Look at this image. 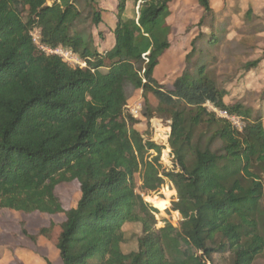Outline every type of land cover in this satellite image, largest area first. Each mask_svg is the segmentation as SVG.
Instances as JSON below:
<instances>
[{"label": "trees", "instance_id": "16d2710c", "mask_svg": "<svg viewBox=\"0 0 264 264\" xmlns=\"http://www.w3.org/2000/svg\"><path fill=\"white\" fill-rule=\"evenodd\" d=\"M128 1L116 0L114 43L100 52L77 27L81 4L95 27L103 22L97 0H0V209L63 212L55 243L62 264H264V93L256 106L225 103L212 70L225 32L223 24L215 29L211 0H197V25L210 28L205 47L199 30L183 71L164 90L153 73L170 46L173 0H131L136 11L126 17ZM34 27L45 44L70 47L85 66L36 52ZM262 58L264 51L244 71ZM137 89L146 121H169L175 169L163 168L161 148L134 128L139 121L125 105ZM207 102L238 116L242 128ZM136 173L144 191L173 184L178 226H156L157 209L136 192ZM73 180L79 198L64 210L55 188ZM126 223L141 226L128 251Z\"/></svg>", "mask_w": 264, "mask_h": 264}, {"label": "rangeland", "instance_id": "374dc122", "mask_svg": "<svg viewBox=\"0 0 264 264\" xmlns=\"http://www.w3.org/2000/svg\"><path fill=\"white\" fill-rule=\"evenodd\" d=\"M129 1L126 17H132L136 11L133 2ZM211 6L217 12L215 29L221 28L223 24L225 32L223 45L213 54L216 60L212 67L215 78L226 89L224 101L228 105L239 101L244 106H256L260 103V95L264 93V58L260 59L256 68L248 71H244L243 64L261 58L264 51V0H211ZM79 8L82 15L77 24L78 29L83 33L92 34L94 46L98 51L110 49L113 46V32L109 29L115 27L112 20L104 18L105 20L95 27L90 20L89 7L81 4ZM248 8L252 10V18L249 20L245 18ZM169 9L170 14L166 21L170 26V46L162 54L153 73L154 78L166 91L172 89L173 81L184 69V57L190 50L191 38L196 36L199 30L203 31L205 47V40L208 39L210 31L209 27L197 25L202 13L197 0H173ZM205 22L210 23L209 19ZM208 24L207 26L210 25ZM147 98L152 107L157 105V100L152 95L148 94ZM127 104L126 110L134 113L139 121L134 128L144 140H151L161 148V166L166 170L175 169L166 137L169 121L156 116L146 121L141 115L143 98L140 89L134 92ZM149 153L154 152L150 150ZM135 182L136 192L157 209L156 226H162V220L178 226L180 215L172 208L173 201L177 199L173 184L165 180L157 191L149 192L141 188L138 173L135 175ZM55 193L62 208L67 210L74 207L79 198V185L75 180L62 182L56 186ZM162 201L166 203L165 209L161 208ZM64 219L63 212L24 213L0 209V264H62L55 243L60 223ZM42 229L45 231L41 232ZM123 229L125 242L122 249L128 251L135 247V239L141 234V226L138 223H127Z\"/></svg>", "mask_w": 264, "mask_h": 264}, {"label": "built area", "instance_id": "2783aa9c", "mask_svg": "<svg viewBox=\"0 0 264 264\" xmlns=\"http://www.w3.org/2000/svg\"><path fill=\"white\" fill-rule=\"evenodd\" d=\"M30 36L32 38L33 44L35 46V51L38 53H42L45 55H55L58 56L63 62L67 63L70 66H85V61L79 58L78 54L74 52L70 47L64 46V45H56V46H49L45 44L41 39V30L40 28L34 27L30 31ZM206 107L209 111L213 112L218 117L224 118L228 120L234 127L241 129L243 126V123L241 119L236 116L227 113L226 110H220L214 107L211 103L207 102ZM125 108H128V104L125 105ZM138 107H136L135 110H137ZM130 112V111H129ZM136 112V111H135ZM132 116L135 117V114L130 112ZM168 133H166V137L169 135V127H168Z\"/></svg>", "mask_w": 264, "mask_h": 264}, {"label": "crops", "instance_id": "0c3cea01", "mask_svg": "<svg viewBox=\"0 0 264 264\" xmlns=\"http://www.w3.org/2000/svg\"><path fill=\"white\" fill-rule=\"evenodd\" d=\"M98 3H99V6L103 10L102 11V20H105L104 18H107L110 21L112 20L111 22L116 25V18H115V12H116V7H117L116 0H99ZM129 4H130V1L127 2L126 11L128 9ZM126 11H125V13H126ZM125 16H127V15L125 14ZM113 29L114 28L109 29L111 31V33L113 32ZM124 226H125V224L123 225V228H124ZM123 231H124V229H123ZM124 233H125V231H124Z\"/></svg>", "mask_w": 264, "mask_h": 264}]
</instances>
